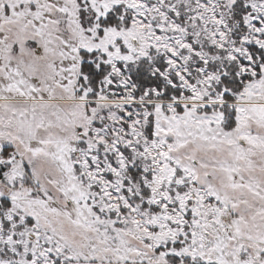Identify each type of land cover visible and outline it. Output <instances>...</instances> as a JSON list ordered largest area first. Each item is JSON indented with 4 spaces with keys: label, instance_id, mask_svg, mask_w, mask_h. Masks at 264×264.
<instances>
[{
    "label": "snow or ice",
    "instance_id": "6c2138e0",
    "mask_svg": "<svg viewBox=\"0 0 264 264\" xmlns=\"http://www.w3.org/2000/svg\"><path fill=\"white\" fill-rule=\"evenodd\" d=\"M0 264H264V0H0Z\"/></svg>",
    "mask_w": 264,
    "mask_h": 264
}]
</instances>
